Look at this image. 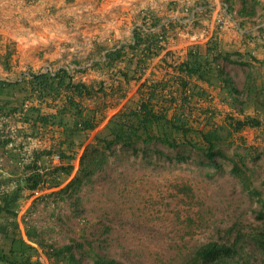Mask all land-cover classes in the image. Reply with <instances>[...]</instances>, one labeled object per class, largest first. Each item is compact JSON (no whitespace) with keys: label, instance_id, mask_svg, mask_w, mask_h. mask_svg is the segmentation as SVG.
<instances>
[{"label":"trees","instance_id":"obj_1","mask_svg":"<svg viewBox=\"0 0 264 264\" xmlns=\"http://www.w3.org/2000/svg\"><path fill=\"white\" fill-rule=\"evenodd\" d=\"M200 6L201 16H208L207 2ZM158 23L159 18L152 15L151 26ZM133 40L130 55L122 48L106 53L98 65L106 74L103 80L85 84L72 82L64 70L53 76L29 72V78L14 83L21 86V105H0V116L15 118L17 114L16 120L30 130L29 136L51 142L48 148L32 151L28 161L22 162V176L0 179L3 186L0 189V264H44L40 254L49 264H81L73 253L72 243L55 248L46 245L32 227L26 226L20 232L17 215L28 193L59 187L61 177L71 175L87 135L103 122L101 130L92 137V145L85 147L78 157V176L59 191L77 187L80 177L93 174L106 162L105 153L118 145L131 149L157 144L172 150L190 148L213 163L219 147L232 135L240 134L245 128H264L257 118L245 114L224 115L217 123L219 113L210 95L213 87L231 103L240 95L220 62L247 63L237 52L219 51L215 35L205 46L189 51L185 59L178 54H165L151 78L143 79L134 96L126 99L130 83L143 78L146 68L161 50L155 35L142 36L134 31ZM13 51V45H6L0 53V64L6 70L12 67ZM126 62L132 65L131 70ZM247 77L245 96L250 94L253 84L252 73ZM6 84L0 81V86ZM124 99L121 107L108 117L114 104ZM9 140L3 139L0 145H6ZM54 155L58 156L59 163L52 166L49 160ZM176 160L186 158L178 154ZM251 237L264 253V225ZM237 248L238 241L231 245L208 242L194 249L180 264H236ZM88 252L91 264H123L98 254L92 246Z\"/></svg>","mask_w":264,"mask_h":264},{"label":"rangeland","instance_id":"obj_2","mask_svg":"<svg viewBox=\"0 0 264 264\" xmlns=\"http://www.w3.org/2000/svg\"><path fill=\"white\" fill-rule=\"evenodd\" d=\"M236 2L238 7L227 4L236 23H243L241 16L250 26L264 22V3ZM225 31L216 35L217 47L224 42ZM95 57H99L97 50ZM126 66L132 69L130 62ZM220 66L231 75L240 95L231 103L213 87L210 95L219 113L217 123L224 115L245 114L264 125V85L257 88L255 83L260 77L252 75V88L245 96L251 73L247 64L220 62ZM96 70L102 72L99 67ZM98 78L89 74L87 81L101 80ZM133 86L128 87V97ZM102 126L87 135L73 172L61 177L59 187L22 201L17 215L20 232L32 227L46 245L55 248L72 243L81 264H91L90 246L123 264H180L200 245H231L236 241L234 263L264 264V253L251 237L264 225L263 127L232 135L219 147L213 163L190 148L172 150L157 144L131 149L118 145L105 153L106 162L93 174L80 177L77 187L59 191L78 176V157L92 145L93 135ZM243 136L254 143H247ZM17 148L21 149L19 158L26 163L32 150L28 145L25 150L22 145ZM178 154L186 160L177 161ZM49 165H56L53 157ZM40 259L49 264L41 254Z\"/></svg>","mask_w":264,"mask_h":264},{"label":"built area","instance_id":"obj_3","mask_svg":"<svg viewBox=\"0 0 264 264\" xmlns=\"http://www.w3.org/2000/svg\"><path fill=\"white\" fill-rule=\"evenodd\" d=\"M196 1L0 0V53L6 45H13L12 67L22 66L25 78H29L30 63H19L21 57L38 59L33 73L53 76L64 70L72 82L86 84L88 75L97 72L109 51L122 48L130 55L134 31L155 35L161 47L157 57L161 58L167 53L185 56L234 23L222 0H205L210 14L207 22H202ZM152 15L159 18L156 26L150 24ZM262 26L264 22L257 23L254 29ZM150 68L151 64L146 70ZM248 130L255 128H245L242 135ZM10 137L8 131L0 133V142ZM53 160L59 163L58 156ZM43 193L45 189L31 191L27 200Z\"/></svg>","mask_w":264,"mask_h":264},{"label":"crops","instance_id":"obj_4","mask_svg":"<svg viewBox=\"0 0 264 264\" xmlns=\"http://www.w3.org/2000/svg\"><path fill=\"white\" fill-rule=\"evenodd\" d=\"M172 1L169 0L170 4ZM229 5H234V7H238V3L236 0H226ZM206 2L205 0H197L195 2V6L202 10L200 6L201 3ZM243 8V7H241ZM242 10V9H241ZM199 11V17L201 18V12ZM208 16L206 18H202V22H207ZM240 22L237 23L234 21L230 24V27L223 33V43H219V51H228V52H237L239 53L243 59L242 61L247 63L249 70L252 75L258 78L255 80L256 85L259 86L264 85V26L259 29H254V25L250 26V23H246V17H240ZM235 24V25H233ZM241 25V26H240ZM243 25V26H242ZM240 32V33H239ZM205 46V45H203ZM200 46L198 48H201ZM222 46V47H221ZM187 55V54H186ZM186 55H179L182 59L186 58ZM163 58L164 56H161ZM161 58L156 57L152 63L151 68L143 75V78L138 82H132L129 86H133L132 96H129L127 93V98H132L135 94V91L140 84V82L145 78H151L152 71L156 68L157 64H159ZM30 63V67L28 68L30 72L35 71V67L38 66V59L35 58H26L21 57L19 63ZM232 64V63H231ZM246 65V64H245ZM23 67L19 66L17 68L11 67L10 70H6L2 64H0V81L11 84V85H2L0 86V105H9L14 107H19L23 101V93L21 92L20 84L15 85L14 83L20 82L24 77ZM250 74V73H249ZM94 75L98 76V79H105V72H95ZM231 77V75H230ZM88 84V83H86ZM124 99L118 104H114L112 110L108 112V117L117 111L122 103L126 100ZM15 118L0 116V133L5 131L9 132L11 136L6 145H0V179L1 178H13L17 179L23 175L22 169V159L19 158L20 148H17L18 145L25 146L28 145V148L32 151L39 148H48L51 145L49 139L40 140L38 137L29 136L30 130L16 120ZM105 122L102 124L104 125ZM9 129L11 131H9ZM42 145V147H40ZM31 151V153H32ZM29 153V150H28ZM20 154V153H19ZM20 161V162H19ZM3 186H0L2 189ZM29 194V193H28Z\"/></svg>","mask_w":264,"mask_h":264}]
</instances>
